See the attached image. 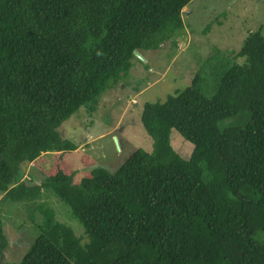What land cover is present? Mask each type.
I'll return each mask as SVG.
<instances>
[{
	"label": "trees",
	"instance_id": "1",
	"mask_svg": "<svg viewBox=\"0 0 264 264\" xmlns=\"http://www.w3.org/2000/svg\"><path fill=\"white\" fill-rule=\"evenodd\" d=\"M191 1L0 0V194L18 203L50 190L87 237L51 213L16 264H264L261 29L210 89L197 72L163 102L144 104L151 152L137 149L114 172L93 168L76 183L64 158L77 145L60 137L62 123L88 104L95 110L127 78L134 52L182 31ZM172 130L193 145L188 159L173 150ZM48 153L43 182L26 184L20 166ZM5 246L0 221V258Z\"/></svg>",
	"mask_w": 264,
	"mask_h": 264
},
{
	"label": "rangeland",
	"instance_id": "2",
	"mask_svg": "<svg viewBox=\"0 0 264 264\" xmlns=\"http://www.w3.org/2000/svg\"><path fill=\"white\" fill-rule=\"evenodd\" d=\"M181 22L182 31L171 41L156 51L138 53L144 62L134 56L127 78L108 88L95 110L88 109V104L59 127L60 137L77 145V150L64 156L75 173L74 183L93 168L114 172L137 149L151 152L153 141L140 122L144 104L163 102L188 86L197 72L204 75L203 84L210 89L213 76L231 65L249 33L261 29L264 36V0H192L182 10ZM170 143L180 157L189 158L193 145L175 130ZM84 157L93 164L85 166ZM53 163L54 153H48L42 162L22 164V180L28 185L41 184ZM51 213L82 243L87 242L82 225L50 190L43 189L36 199L18 203L0 194V221L6 240L0 264L19 263Z\"/></svg>",
	"mask_w": 264,
	"mask_h": 264
},
{
	"label": "water",
	"instance_id": "3",
	"mask_svg": "<svg viewBox=\"0 0 264 264\" xmlns=\"http://www.w3.org/2000/svg\"><path fill=\"white\" fill-rule=\"evenodd\" d=\"M134 55L144 62V59L137 52H134Z\"/></svg>",
	"mask_w": 264,
	"mask_h": 264
}]
</instances>
